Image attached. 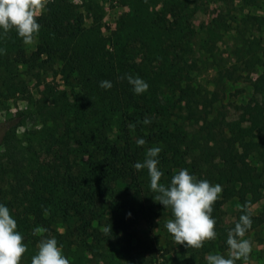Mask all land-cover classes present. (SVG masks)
<instances>
[{"label": "trees", "instance_id": "1", "mask_svg": "<svg viewBox=\"0 0 264 264\" xmlns=\"http://www.w3.org/2000/svg\"><path fill=\"white\" fill-rule=\"evenodd\" d=\"M94 6L97 4L90 2L88 9ZM248 18L246 22L255 29L264 26V16ZM38 23L43 36L34 50L26 54L17 48L13 60L0 65V101L17 95L30 98L29 81L54 65L58 67L55 74L61 75L68 89L41 80L40 96L34 99L41 127L28 134L21 161L13 159L9 174L0 173V203L14 209L18 231L28 247L21 264H31L38 250L42 237L32 234L36 227L48 229L44 235L57 239L70 264H88L81 260L83 252L84 258L89 253L99 256L112 246L130 264H136L135 252L144 243L148 245L129 229L128 218L135 221L137 214L145 211L140 195L153 191L143 178V169L137 171L133 165L143 162L150 147L162 149L158 167L166 180L175 169L187 167L198 179L223 188L212 212L217 237L204 243L203 257L228 249L222 206L230 198L235 197L238 203L233 228L245 205L252 219L247 233L264 224V207L257 214L251 210L264 196V174L250 160L253 153H263L264 99H251L237 119L225 123L217 91L210 92L191 74L197 68L194 62L177 70V77L167 84L171 93L164 94L162 84L157 85V92L138 95L123 78L128 74L126 65H120L116 72L109 62L90 63L91 56L79 54L73 47L65 58L50 43L72 38L83 28V12L71 0H50ZM75 54L74 62L86 58V65L90 63L85 75L95 95L85 103L75 99L77 93L69 79ZM234 55L230 64L216 66L217 80H238L262 69L250 82L254 92L264 98L261 37L250 34ZM101 80L111 81L112 88H101ZM145 117L151 118L150 124L142 123ZM22 121L23 114L19 113L0 122V144L5 150L16 141V129ZM130 123L136 125L134 130L128 127ZM139 138L146 141L145 145H137ZM104 226H111L110 236L102 232Z\"/></svg>", "mask_w": 264, "mask_h": 264}, {"label": "rangeland", "instance_id": "2", "mask_svg": "<svg viewBox=\"0 0 264 264\" xmlns=\"http://www.w3.org/2000/svg\"><path fill=\"white\" fill-rule=\"evenodd\" d=\"M71 1L83 12L84 24L81 32L63 41L50 42L65 58H68L70 48L73 47L75 52L91 56L90 63L109 62L116 72L120 70L119 66L124 64L128 75L134 78L138 76L149 85L147 91L157 92V85L164 84V94L171 93L167 84L177 77V70L188 62H194L197 68L191 74L196 82L210 92L217 91L216 99L225 112V123L237 119L241 108L251 99H264L261 94L254 92L250 82L262 69L238 80L218 81L216 77V66L233 62L235 49L240 47L250 34L260 36L264 44V26L257 30L246 22L248 15L264 16V0ZM90 2H94L98 7L88 9ZM42 36L39 32L34 44H25L15 29L5 35L0 28V50H3L0 51V65L5 60H13L17 48H23L25 53L29 54ZM75 56L76 54L71 61L73 68H69V79L72 80L71 87H74L75 94H78L75 99L85 103L90 96L95 95V90L90 88L85 75L90 63L86 65V58L74 62ZM57 68V65H54L38 79L29 81L32 99L29 96L17 95L0 101V122L19 113L23 114L22 124L16 129V141L10 149L5 150L0 144V166H4L0 173L9 174V165L13 159L21 161L28 134L41 127L38 103L34 102V99L40 96L41 80L59 84L60 88L67 89L61 75L55 74ZM69 73L66 70L65 74ZM2 134L3 129L0 127V138ZM262 151L261 155L253 153L250 160L264 174V146L260 152ZM181 168L175 169V172ZM190 173L197 177L196 173ZM143 178L150 186L147 169H143ZM170 180L163 176L160 182L167 186ZM3 184L6 182L3 181ZM155 195L157 193L142 192L139 201L145 202V211L138 213L135 221H132L131 216L128 218L129 222L131 221L129 229L145 239L148 245L144 243V252L141 248L135 252L136 264H202L206 262L208 254H216L215 251L209 252L203 257L204 246L194 249L176 244L165 228L166 220L173 218L171 209L164 208L162 204L154 201ZM7 207L16 220L14 209ZM263 207L264 196L251 206V210L257 214ZM237 208L235 197L227 200L222 206V226L227 235L233 228L231 224ZM244 238L251 241L252 251L246 262L238 260L236 264H264V224L246 233ZM116 251V247L112 246L99 256L89 253L87 258L83 257V252L81 260L88 264H130ZM228 251L229 249L220 253L227 257Z\"/></svg>", "mask_w": 264, "mask_h": 264}, {"label": "clouds", "instance_id": "3", "mask_svg": "<svg viewBox=\"0 0 264 264\" xmlns=\"http://www.w3.org/2000/svg\"><path fill=\"white\" fill-rule=\"evenodd\" d=\"M49 2L50 0H0V28L5 35L15 29L25 44H34L41 28L38 18L43 15ZM123 78L128 80L138 95L148 90L149 85L138 76L134 78L125 74ZM99 86L110 89L113 85L109 80H101ZM142 123L150 124L151 118L145 117ZM128 127L134 130L136 125L130 123ZM136 143L143 146L146 141L139 138ZM161 150V147L148 148L143 162H136L133 167L137 171L147 169L150 189L157 193L154 201L162 204L164 208L171 209L173 218L166 220L165 228L175 243L186 248L200 249L206 241L215 240L217 237L216 220L212 212L223 188L207 179H198L186 168L179 169L165 186L160 182L164 173L158 167V155ZM242 211L244 214L228 232L227 257L221 253L208 254L207 264H236L238 260H248L252 244L244 237L252 226V219L247 205ZM44 212L45 215L48 214L47 209ZM101 230L105 235H111V226H104ZM47 232L48 229L44 227L33 229L32 234L42 238L37 245L36 254L31 257V264H70L57 239L44 235ZM27 251L28 247L24 243V236L18 231L17 221L9 208L0 203V264H21Z\"/></svg>", "mask_w": 264, "mask_h": 264}]
</instances>
